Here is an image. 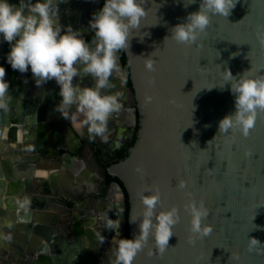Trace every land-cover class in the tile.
<instances>
[{"label":"water","instance_id":"water-1","mask_svg":"<svg viewBox=\"0 0 264 264\" xmlns=\"http://www.w3.org/2000/svg\"><path fill=\"white\" fill-rule=\"evenodd\" d=\"M62 1L59 22L81 29L83 35L103 2L76 0L68 7ZM142 3L146 15L140 28L133 29L129 47L123 48L140 115L139 140L125 161L110 168V175L123 185L116 183L123 197L120 235L139 232L145 207L142 194L154 189L161 195L157 210L175 205L180 219L163 254L150 234L133 264H264V252L248 247L252 237L264 242V109L257 111L247 136L238 129L219 132L221 119L235 111V96L223 71L264 74V42L258 35L264 32V0H237L229 15L211 14L210 24L194 43L178 42L171 35L174 25L199 10L200 0ZM7 44L0 40V62L12 97L7 108H0V264H78L75 258L81 249L89 256V262L81 264H97L93 250L107 244L106 252L98 248L95 254L96 260L106 255L105 264H110L119 237L108 243L114 233L100 223L107 214L105 207L90 204L103 201L106 165L125 155L131 139L120 154L106 159L115 128L108 124L105 142L89 133L85 118H75V105L67 117L53 113L59 110L60 99L56 105L50 99L54 85L60 97L59 86L54 80L38 85L30 70L12 69L6 59ZM152 60L150 70L147 63ZM117 62L127 90L119 50ZM80 75L82 84H94L90 75ZM147 96L152 97L150 102ZM36 122L40 123L36 126ZM46 123L59 127L57 134L49 132L48 141L42 135ZM62 125L69 135L61 132ZM36 127L42 135L37 139ZM25 131L31 134L24 136ZM49 145L53 152L49 148L46 152ZM94 168L100 172L99 183L94 182L97 177L90 178ZM182 180L187 182L183 188ZM191 200H203L210 209L203 220L213 225L208 235L190 233L186 205ZM190 234L194 242L189 241Z\"/></svg>","mask_w":264,"mask_h":264},{"label":"clouds","instance_id":"clouds-1","mask_svg":"<svg viewBox=\"0 0 264 264\" xmlns=\"http://www.w3.org/2000/svg\"><path fill=\"white\" fill-rule=\"evenodd\" d=\"M61 2L19 0L17 4L12 0H0V40L7 41L10 46L6 59L14 70L21 73L30 70L38 85L54 80L59 86V110L62 114L67 117L75 105L80 113H84V123L89 133L106 142L109 139V119L122 108L120 98L123 93L105 92L104 89L113 87L112 74L120 67L117 52L129 47L133 29L140 28L146 10L142 0H103L89 21L94 34L89 40L81 29L59 22ZM193 2L195 0H187V3ZM236 3L237 0H200L199 10L189 12L185 20L174 25L171 37L178 42H196L198 35L210 24L211 14L227 16ZM258 35L264 42V32ZM143 36H140L141 39ZM154 64L152 60L147 67L151 70ZM5 72V67L0 64V108H7L12 99ZM223 72V79L230 82V90L235 96V111L221 119L219 132L238 129L247 136L255 124L257 111L264 109V74L249 75V70H246L243 74L233 75L230 69ZM81 73L90 75L94 84L80 83L83 79ZM151 99V96L145 98L146 102ZM186 183L180 181V187H185ZM142 201L145 207L139 232L132 237L121 236L119 217L113 219L107 215L104 228L113 229L119 234L111 249L110 264H133L150 234L161 254L167 250L173 226L180 219L178 208L173 205L157 210V204L161 202L158 189L142 194ZM186 207L191 213L190 233L208 235L213 225L203 223L210 215L206 203L191 200ZM103 239L105 237L102 235ZM194 240L195 236L190 234L189 241ZM248 247L250 251L264 252V242L256 237L249 239Z\"/></svg>","mask_w":264,"mask_h":264},{"label":"flooded vegetation","instance_id":"flooded-vegetation-1","mask_svg":"<svg viewBox=\"0 0 264 264\" xmlns=\"http://www.w3.org/2000/svg\"><path fill=\"white\" fill-rule=\"evenodd\" d=\"M65 2H66V5L69 7L70 3L71 2L74 3V2H76V0H66ZM62 3H63V1H62ZM102 3H101V5H102ZM80 6H78V7H80ZM84 36L87 39L91 40L93 38L92 30L89 29L88 32L84 34ZM8 45L9 44H7V49H8ZM8 51H9V49H8ZM0 64H2V63L0 62ZM125 80H126V77H125ZM111 81L113 83V87L106 88V92L121 91L123 93V95L120 98L122 101V108L119 111L113 113L112 114L113 118L111 116L109 119V127L112 130L115 128V130H113L111 134L115 133L116 137L114 138L115 140L112 143H110L109 147L106 148V150L108 151V154L106 155V159H108V160L112 159L115 156H117L118 154H120L122 152V150L128 146L130 139H131V144L129 145L127 152L125 153V155L122 158L111 161L108 165H106V169L108 170L109 174L107 173V176H106V190H105V194L103 195V196H105L103 201H101L99 203H96V201H93L90 204V205H92V207L97 205L96 207L101 208V210H103L102 206H104L105 207L104 210H106V212H107V214L105 215L106 219H107V215H109L112 218H113V216H115V218H113V219H116L117 217H119V210L122 209L121 203L123 202L122 194H120L119 188L116 187V183L120 184L121 186H123V185L120 182V180L116 177H115L116 178L115 180L108 181V176L110 174H112V172L110 170L112 168H114L116 165H118L119 163L125 161L129 157L130 150L136 146V143L139 140V134H140V129H141L140 115H139V111L136 107L137 102H136L135 96H133V92H132L133 86L132 87L128 86L127 90L124 88L123 77H122V74L120 71H114L113 72L112 77H111ZM79 82L81 83L82 80H80ZM93 82H94V80H93ZM126 83H127V81H126ZM54 87H55V90L53 92L54 96H53V98L50 99V102H53V104L56 105V103H59V100H57V99L59 98L61 100V98L57 97L58 96V94H56V91L58 90V89H56L57 86L54 85ZM58 111H59V113L55 109H53L52 112L58 116H61L62 112L60 110H58ZM49 114H51V112ZM47 115H45V117ZM114 115H116V118L118 117V120L115 119ZM78 117L85 118V115H84V113H80L76 109L75 110V118L81 120ZM79 122L81 123L82 121H79ZM132 124H133V127H135V128H132ZM57 127L58 126H56L55 123L52 124V127H50L51 128L50 133H56L57 134V129H59V127L58 128ZM60 127H61V132L64 135H69L66 126L62 125ZM130 128L133 131H131ZM14 133L15 132H13V134ZM87 161H88V159H87ZM87 161H86V163H87ZM87 171H89V170H87ZM89 174H90V172H89ZM99 176H100V172L96 168H94V172H93V174H90V178L94 180L95 177H97V179L94 180V182L96 181L97 183H99V181H100ZM124 191H125V189H124ZM103 196H101V197H103ZM107 197H109V198H107ZM98 198H100V197H98ZM126 198H127V200H126ZM126 198H125V203H127V201L129 202V198L127 195H126ZM126 209H127V204H126ZM129 210H130V203H129ZM64 211L65 210L62 209L60 212H64ZM89 211L90 210H88V212ZM105 218H104V220H100V223L102 225H104V223L106 221ZM119 232L121 234V225L119 228ZM113 233L114 234H111V241L108 243L115 241L119 237V234H116L115 230H113ZM86 258H88L87 262H89V256H87Z\"/></svg>","mask_w":264,"mask_h":264},{"label":"crops","instance_id":"crops-1","mask_svg":"<svg viewBox=\"0 0 264 264\" xmlns=\"http://www.w3.org/2000/svg\"><path fill=\"white\" fill-rule=\"evenodd\" d=\"M50 111V110H49ZM48 111V112H49ZM58 113H59V111L58 110H56ZM79 118V117H78ZM40 122H36V126L39 124ZM49 124L50 123H46V128H45V130L44 131H42V135H44L45 137V140H47L48 139V136H49V132L51 131V128H50V126H49ZM37 127L36 128H34V130H33V135H34V137H36V139L37 138H39V137H41L42 135L40 134V132L39 131H37ZM35 133V134H34ZM28 134H31V132L29 133L28 131H25L24 132V136H27ZM38 135V136H37ZM47 138V139H46ZM41 139V138H40ZM48 141V140H47ZM54 146V145H53ZM50 149L51 150V152H53L52 150H53V147L51 146V145H49V147L48 146H46L45 147V149H46V152H47V149ZM63 171H61L60 173H61V180H62V178L64 177L63 176V173H62ZM63 176V177H62ZM22 182H24V181H22ZM64 182H66V178H64ZM75 185H76V180H75V182H74V180H73V182L70 184V187H72L73 189L75 188ZM21 189H23V186H21ZM6 221V220H5ZM6 224H7V222H6ZM92 232L96 235V237L98 238H100L101 236H100V233H99V231L98 230H92ZM72 238V235L71 236H69L68 237V239H71ZM93 238V237H92ZM95 238V237H94ZM101 246V245H100ZM108 244L107 245H105V246H101V247H97L96 246V248H94V250H93V256H94V258H95V261L97 262V264H105V262H106V258H107V256L106 255H104V256H99L98 258H99V260H96V258H97V255L95 254V251L96 252H98L99 251V249L98 248H101L103 251H107L108 250ZM89 249V247L87 246V250ZM87 256H86V254L84 253V251L83 250H79V254H78V256H76V258H75V260H79L78 262V264H81V263H83L84 261L83 260H85V261H88V258H86Z\"/></svg>","mask_w":264,"mask_h":264},{"label":"trees","instance_id":"trees-1","mask_svg":"<svg viewBox=\"0 0 264 264\" xmlns=\"http://www.w3.org/2000/svg\"><path fill=\"white\" fill-rule=\"evenodd\" d=\"M9 47L10 46L8 45V49H9ZM119 53H120V57H121V60H122L123 70H124V74H125V77H126L127 84H128L129 87H132V82H131V79H130V69H129L128 59H127L126 54H125L123 49H120ZM115 179L116 178L111 176V175L108 176V181H112V180H115ZM126 200H127V198H126ZM126 204H127V211L129 212V202L127 201ZM127 237H129V235H127Z\"/></svg>","mask_w":264,"mask_h":264},{"label":"bare ground","instance_id":"bare-ground-1","mask_svg":"<svg viewBox=\"0 0 264 264\" xmlns=\"http://www.w3.org/2000/svg\"><path fill=\"white\" fill-rule=\"evenodd\" d=\"M72 196L75 198V196L72 194ZM65 210V209H64ZM65 212V211H64Z\"/></svg>","mask_w":264,"mask_h":264}]
</instances>
